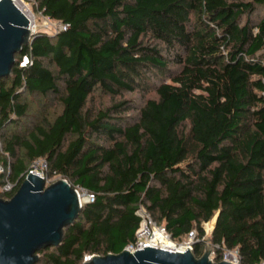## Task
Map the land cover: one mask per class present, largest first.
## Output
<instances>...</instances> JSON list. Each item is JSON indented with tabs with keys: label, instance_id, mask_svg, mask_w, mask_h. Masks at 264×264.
I'll list each match as a JSON object with an SVG mask.
<instances>
[{
	"label": "trees",
	"instance_id": "1",
	"mask_svg": "<svg viewBox=\"0 0 264 264\" xmlns=\"http://www.w3.org/2000/svg\"><path fill=\"white\" fill-rule=\"evenodd\" d=\"M27 1L62 28L0 78V185L17 182L0 198L37 159L93 195L35 264L120 253L141 206L177 242L217 215L212 260L264 263V0Z\"/></svg>",
	"mask_w": 264,
	"mask_h": 264
},
{
	"label": "water",
	"instance_id": "2",
	"mask_svg": "<svg viewBox=\"0 0 264 264\" xmlns=\"http://www.w3.org/2000/svg\"><path fill=\"white\" fill-rule=\"evenodd\" d=\"M35 31L28 17L13 0H0V78L11 73L14 55L31 43ZM75 189L59 178L45 186L44 180L28 173L9 199L0 198V264H35L40 249L58 246L63 230L80 213ZM217 215L213 218L212 229ZM213 249L206 244L199 257L144 247L134 253L92 255L81 264H232L209 258Z\"/></svg>",
	"mask_w": 264,
	"mask_h": 264
},
{
	"label": "built area",
	"instance_id": "3",
	"mask_svg": "<svg viewBox=\"0 0 264 264\" xmlns=\"http://www.w3.org/2000/svg\"><path fill=\"white\" fill-rule=\"evenodd\" d=\"M32 29V27L30 26ZM26 61V59H24ZM9 170L8 167H4L0 165V174H5ZM47 171V163L44 159H37L35 160L28 168V173L37 175L41 177L44 180L47 178L46 176ZM24 176V178L26 177ZM17 182L11 183L8 180L5 179V182L0 185V191L1 192H10L14 189ZM76 194L79 200V205L82 206V204L87 202L93 201V195L91 193H87L85 191H80L82 195L84 196V201L81 202L80 195L78 193V190H76ZM137 214L140 218L139 226L135 232V239L132 243L128 244L124 249L128 250L131 253H134L138 249L144 248V247H151V248H157L161 250L166 251H172V252H180L182 253L185 249H189L193 252L194 245L199 241H204L205 245L209 244L208 241H206V237L211 233L212 226L204 227L203 224V230H204V237L199 240L195 234L194 231H190L186 237L182 241H173L171 240L169 234L166 232L164 227L159 226L155 223V221L151 218L149 213L146 211L144 207H139L137 210ZM210 245V244H209ZM213 251L214 249L218 248V245H211ZM213 251L210 254L209 258L212 259ZM89 257H85L83 261L87 260ZM227 261L232 264H238L239 262V256L237 250H227L224 249L221 252V259L219 261Z\"/></svg>",
	"mask_w": 264,
	"mask_h": 264
},
{
	"label": "rangeland",
	"instance_id": "4",
	"mask_svg": "<svg viewBox=\"0 0 264 264\" xmlns=\"http://www.w3.org/2000/svg\"><path fill=\"white\" fill-rule=\"evenodd\" d=\"M21 1H22L21 10L24 11V14L27 17L29 16L28 19L31 22L32 30L35 31V34L36 33H47V34L52 35L55 32H57L60 28H62L60 23H58L57 21L48 19L47 17L43 16L40 12H38L34 3L27 1V0H21ZM148 97H153V94L152 93L141 94L137 92L123 93L121 94L120 97L110 98V97L101 95L98 92H94L92 96V100L89 101L90 103H88V105L94 108H104L110 105L112 102L119 101L121 99V100H130L132 101L133 104H135L136 106H139L142 103V101ZM57 179H59L58 176H53L50 178H45L44 176V184L45 186H47L50 183L56 181ZM78 193L80 195L81 202H83L84 196L79 190H78ZM212 224H213V219L210 222L205 223L204 227H206L205 225H207V227L208 226L211 227ZM261 264H264V263H261Z\"/></svg>",
	"mask_w": 264,
	"mask_h": 264
},
{
	"label": "bare ground",
	"instance_id": "5",
	"mask_svg": "<svg viewBox=\"0 0 264 264\" xmlns=\"http://www.w3.org/2000/svg\"><path fill=\"white\" fill-rule=\"evenodd\" d=\"M13 2L15 3V5L21 10V5H22V1L21 0H13ZM22 11V10H21ZM24 13V11H22ZM29 17V16H28ZM30 26H31V22H30ZM32 27V26H31ZM214 221V220H213Z\"/></svg>",
	"mask_w": 264,
	"mask_h": 264
}]
</instances>
